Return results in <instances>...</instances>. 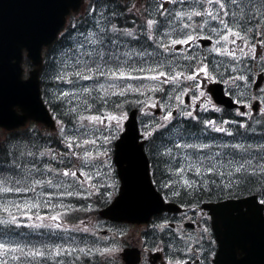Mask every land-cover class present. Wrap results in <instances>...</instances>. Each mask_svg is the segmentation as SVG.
Returning <instances> with one entry per match:
<instances>
[{"label": "snow or ice", "instance_id": "6c2138e0", "mask_svg": "<svg viewBox=\"0 0 264 264\" xmlns=\"http://www.w3.org/2000/svg\"><path fill=\"white\" fill-rule=\"evenodd\" d=\"M79 20L42 78L55 129L0 139V264H120L128 233L91 214L165 204L184 211L145 250L210 264L226 219H264V0H88Z\"/></svg>", "mask_w": 264, "mask_h": 264}, {"label": "water", "instance_id": "95a60500", "mask_svg": "<svg viewBox=\"0 0 264 264\" xmlns=\"http://www.w3.org/2000/svg\"><path fill=\"white\" fill-rule=\"evenodd\" d=\"M82 0H0V96L4 103L0 107V126L11 129L33 118L53 127L49 112L42 103L39 91V68L41 67V48L49 45L65 22L66 15L75 11ZM36 67L22 78V50ZM18 82L23 87L18 86ZM220 100L216 92L214 96ZM20 113L18 112V109ZM134 111V110H133ZM27 116V119H21ZM130 119L128 127L137 126L136 117ZM138 127V126H137ZM173 204H165L169 209ZM111 205L100 211V215L117 221L143 222L151 214L159 212L151 205L142 207L122 206L109 211ZM264 219L250 218L242 228H237L229 218L221 231L222 247L235 242L250 250L253 242H258L260 227ZM215 231V229H214Z\"/></svg>", "mask_w": 264, "mask_h": 264}, {"label": "flooded vegetation", "instance_id": "af4514ba", "mask_svg": "<svg viewBox=\"0 0 264 264\" xmlns=\"http://www.w3.org/2000/svg\"><path fill=\"white\" fill-rule=\"evenodd\" d=\"M253 79L257 83H259L261 87H264V81H261L259 79V70H257V74L253 76ZM186 99L189 102L188 97H186ZM218 106H220L222 108H225V109L228 108V107H224L223 105H218ZM235 108H240L242 111L246 110L240 104H236V106L233 107V109H235ZM183 211H184L183 208H181V209H179L177 211H174V212L164 211V212H161V213L153 216L151 221L148 224H136V225L133 224V225H130V226H133L136 229L135 234L138 236V239L137 240L133 239L132 241H129V240L126 239L125 248L126 247L134 248V249L137 250V254L139 255V260H138L137 264H165V261L163 259V257H164L163 253H157V252L149 253L148 251L145 250L146 247H151V241L154 238L152 236V234H151V231H150L151 225H152L153 221L156 220V218L158 216L175 217V218L178 219L182 215ZM205 212H207V211L205 210ZM146 232L148 233L147 236L145 235ZM146 240L148 241L147 245L145 244ZM256 251H257L256 259L259 262H261L262 258L260 257V248L257 247ZM212 259H213V257H210V264H213L212 263ZM124 263L125 262L122 259H120V264H124Z\"/></svg>", "mask_w": 264, "mask_h": 264}, {"label": "rangeland", "instance_id": "374dc122", "mask_svg": "<svg viewBox=\"0 0 264 264\" xmlns=\"http://www.w3.org/2000/svg\"><path fill=\"white\" fill-rule=\"evenodd\" d=\"M29 128L30 129H32V128L40 129L38 127V125H34V124H30L29 125ZM124 230L129 234L127 240L132 241L133 239L134 240H137L138 239V236L135 234L136 229L134 227H125Z\"/></svg>", "mask_w": 264, "mask_h": 264}, {"label": "trees", "instance_id": "16d2710c", "mask_svg": "<svg viewBox=\"0 0 264 264\" xmlns=\"http://www.w3.org/2000/svg\"><path fill=\"white\" fill-rule=\"evenodd\" d=\"M79 18H80V17L76 18V16H74L73 18H71L70 23H69V26L73 25V23L77 24L76 21H79V22H80ZM60 40H61V37L58 38V40H57L56 42H59ZM49 59H51V58H49V53H48V54L46 55V63H45V66H46V64H47V62H48ZM44 68H45V67H44ZM43 75H44V72H43ZM42 88H44V84L42 85ZM49 132H51V131H49ZM100 207H101V206H100ZM79 215H80L81 218L84 217V214H83V213H79ZM74 222H75V221H74Z\"/></svg>", "mask_w": 264, "mask_h": 264}]
</instances>
